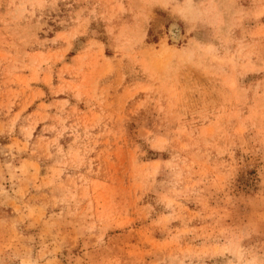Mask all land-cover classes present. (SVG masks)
<instances>
[{
    "label": "rangeland",
    "instance_id": "obj_1",
    "mask_svg": "<svg viewBox=\"0 0 264 264\" xmlns=\"http://www.w3.org/2000/svg\"><path fill=\"white\" fill-rule=\"evenodd\" d=\"M0 264H264V0H0Z\"/></svg>",
    "mask_w": 264,
    "mask_h": 264
},
{
    "label": "bare ground",
    "instance_id": "obj_2",
    "mask_svg": "<svg viewBox=\"0 0 264 264\" xmlns=\"http://www.w3.org/2000/svg\"><path fill=\"white\" fill-rule=\"evenodd\" d=\"M173 36H174V39H175V40H178V39H179V36H180V35H179V32L176 31V30L173 31Z\"/></svg>",
    "mask_w": 264,
    "mask_h": 264
}]
</instances>
